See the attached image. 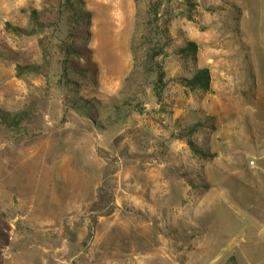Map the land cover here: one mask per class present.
<instances>
[{
	"label": "rangeland",
	"instance_id": "374dc122",
	"mask_svg": "<svg viewBox=\"0 0 264 264\" xmlns=\"http://www.w3.org/2000/svg\"><path fill=\"white\" fill-rule=\"evenodd\" d=\"M82 1V8L92 13L88 46L98 67L92 96L104 109H111L112 99L131 105L118 116L111 112L112 120L101 130L74 111L65 112L64 89L53 86L63 58L57 42L66 29L63 14L59 32L53 30L51 12L63 0H0V107L9 112L29 103L36 107L25 131L28 137L10 139L0 125V264H264V227L255 224L257 202L252 198L244 197L240 206L221 200L211 210L208 206L195 224L187 215L191 207L186 206L207 191L199 184L209 187L213 164L228 158L242 165L243 150L224 153L220 148L215 155L203 145L208 140L204 131H197L192 139L209 155L203 157L173 136L178 128L201 124L203 114L212 116L204 120L213 131L211 145L229 131L253 133V119L262 131L264 104L256 101L251 52L264 46V0ZM230 5L240 8L237 22ZM248 9L263 43L253 39L251 22L245 21ZM30 10L43 23L35 35L5 30L6 23L29 30ZM155 19L160 29L167 28L171 48L184 41L196 44L197 65L209 72L208 91H187L174 82L191 65L188 61L184 67L168 50L164 59L157 57L168 79L157 100L153 74L144 66L154 43L145 25ZM40 41L47 48L46 59ZM44 62L49 81L30 73L22 80L15 76L16 64ZM163 162L171 163L189 187L187 193L183 188L185 203L170 194V205L185 209L165 215ZM214 176L220 174L215 171ZM106 178L116 207L108 216H97L91 203ZM176 190L181 192V186Z\"/></svg>",
	"mask_w": 264,
	"mask_h": 264
},
{
	"label": "trees",
	"instance_id": "16d2710c",
	"mask_svg": "<svg viewBox=\"0 0 264 264\" xmlns=\"http://www.w3.org/2000/svg\"><path fill=\"white\" fill-rule=\"evenodd\" d=\"M152 2V0H147ZM82 0H63V3L57 5L56 11H52V21L50 24L54 27L53 30L59 32L57 29L60 21L64 20L66 34L63 38L58 39V44L62 48L63 58L60 62V73L57 78V84L53 85L55 88L64 89L65 100H63V109L65 112L68 109L74 111L81 116L88 125L95 130H101L104 127V123H108L112 120L111 112L117 116L119 113L128 111L131 107L130 103L122 101L118 103V100H110V108L104 109V105L100 103L93 94L97 92L98 85V67L93 60V52L88 46L91 38V20L92 13L82 8ZM159 4H155L156 8H153L154 13L158 10ZM230 12L237 22L240 17V8L231 6ZM151 13V12H150ZM156 17V14H154ZM55 21V22H54ZM152 21V20H151ZM29 22L31 28L25 30L10 24H5V30L15 34H21L31 36L36 34V30L42 27L43 23L39 20V15L36 10L29 11ZM147 32L151 35L153 32L154 43L150 44L146 55V63L144 66H148V72L153 74L152 90L157 98L161 100V93L164 92L168 79L166 78L165 69L161 66L157 57L163 59L167 56V51H172L176 57L183 61L184 67L190 62L191 68H183L186 75H179L174 78L179 86L187 91L199 90L200 92H206L209 90L210 76L207 68H200L197 65L196 53L197 46L194 42L184 41L182 45L171 48L172 42H169L167 38V28L163 26V30L157 24V19L154 23H148L145 25ZM238 32V28H235ZM238 34V33H237ZM56 38V37H55ZM163 38V42H161ZM142 43L145 42V34L142 35ZM75 42H77L75 44ZM43 56L46 59L47 48L43 46ZM134 52V51H133ZM13 58V57H12ZM45 65V66H44ZM48 64L44 62L43 65H20L15 66V76L22 80L27 74H35L45 77V80L52 79L48 75ZM90 86V87H89ZM89 91V92H88ZM82 92L86 93V96L82 95ZM88 92V95H87ZM36 107L34 103L26 104V107L21 110L9 112L0 107V125L7 129L11 135L10 139H18L28 137V123H30L35 117ZM126 114L120 116L125 117ZM201 124L195 123L191 126H187L185 129L178 128L173 136L175 139L185 140L187 146L195 154L202 155L203 157H209L203 152L194 142L192 136L197 132ZM22 131V132H21ZM181 177L194 186L186 173L181 174ZM201 191L208 188V184L201 181L199 184ZM114 195L112 185L108 183V178L103 179L102 183L97 187L95 197L91 203L90 211L97 214V216H108L114 209ZM148 220V216H143ZM155 223V220H153ZM171 236L173 234H170Z\"/></svg>",
	"mask_w": 264,
	"mask_h": 264
},
{
	"label": "crops",
	"instance_id": "0c3cea01",
	"mask_svg": "<svg viewBox=\"0 0 264 264\" xmlns=\"http://www.w3.org/2000/svg\"><path fill=\"white\" fill-rule=\"evenodd\" d=\"M248 11L249 9L245 12V21H247V23L251 22L250 28L253 32V39H256V42L259 40L263 43L261 36L259 38V35L255 33V25L252 17H250L251 11ZM260 48L261 50L251 52V58L256 66V68L254 67L255 81L253 85L255 86V90H257V92L259 91L256 101L257 103L260 102L264 104V63L258 62L260 58L264 59V46ZM259 52H262L263 56H259ZM203 117L204 119L201 118L200 120L201 127H199L197 131H204L202 133L208 138L207 142L204 141L203 143L205 148L209 150V152L211 150L215 155H220V148L224 149V153H229L231 150H243L244 162L242 165L231 164L228 158H224L223 160H225V163H214L212 168L208 170V178L211 181H208L209 187L207 191H204L201 197L197 194L195 202L193 201L194 199L191 200L192 203L190 202V205L186 206L187 208L191 207V211L187 210L191 213L188 212L189 214L187 215L192 218L191 220L194 223L195 220H199L201 216L205 215L204 213L207 211L208 206V210H211L212 206L218 204L221 200L240 206L243 205L241 203H243L244 197H249L257 202V211L255 214L257 213L258 219H254L255 224L264 227V187L262 186L264 184V128L262 131H259L256 125L260 122L253 119L256 124L253 133H247V131H229L228 134L222 138V141H218L216 138L215 145H211L213 131L212 129H206L207 127L204 126V120L212 116L210 114H203ZM250 120H252V118H250ZM248 159L254 161L253 166L248 165ZM171 165V163L163 162V215H165V211L167 210L180 211L184 208L171 206L170 202L173 199H170V197L173 195L175 202L181 201L185 203V197L187 195H185L183 188L186 186V193L189 188L187 184L175 174ZM215 171L220 174L219 177H212V173ZM177 185L181 186V192L176 190ZM186 200L187 204L190 200Z\"/></svg>",
	"mask_w": 264,
	"mask_h": 264
},
{
	"label": "built area",
	"instance_id": "2783aa9c",
	"mask_svg": "<svg viewBox=\"0 0 264 264\" xmlns=\"http://www.w3.org/2000/svg\"><path fill=\"white\" fill-rule=\"evenodd\" d=\"M254 162L253 161H249V166H253Z\"/></svg>",
	"mask_w": 264,
	"mask_h": 264
}]
</instances>
